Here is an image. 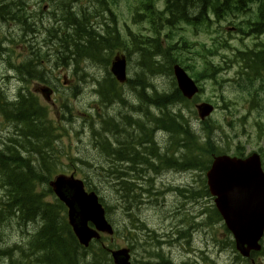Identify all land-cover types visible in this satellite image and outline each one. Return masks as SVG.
<instances>
[{
  "label": "trees",
  "instance_id": "1",
  "mask_svg": "<svg viewBox=\"0 0 264 264\" xmlns=\"http://www.w3.org/2000/svg\"><path fill=\"white\" fill-rule=\"evenodd\" d=\"M156 1L137 0V5L133 8L137 13L143 12L141 16L147 18L157 37L159 32L156 27L158 25L163 26L162 22H166V16L156 10ZM171 1L173 2L172 7H170L173 11L171 15L180 14L179 17H172L173 19L175 18L176 21L182 20V25L190 27L194 33L204 31L208 35L213 34V29L211 25H208L207 10H211L215 18L221 20L226 17L224 15L225 11L220 12L218 10L229 8L227 4L222 5L223 0ZM89 2L90 4L87 7L81 6L77 10L76 8L71 9L69 5H67L68 9L64 5H57L56 19L64 22L65 27L69 26L67 32L63 34V38H59V33L54 30L40 29L42 26L37 25L39 18L27 15L22 0H0V29L5 24L14 25V28L18 30L16 43L23 44L24 47L22 48L26 50L25 57H27L18 64L11 62V59H7L8 67L16 75L19 74L18 76L25 83L35 80L47 84L48 79L43 66V59L47 56L57 59L59 62L56 64L71 66L76 71L80 62L85 59L107 67L113 51L125 53L127 57L131 51L137 53L140 59L137 65L141 67L140 78L128 80L127 86L131 92L137 95L140 102L137 110L145 118L146 125L142 122L136 123L139 131L137 135L135 134L136 142L139 140L138 144H143L145 147L141 151L133 152L131 157V154L125 155L128 150L123 145H120L121 148L115 151V149H111L110 144L104 138L100 137L99 132L94 131L93 135L96 136V139L97 137L99 139L95 146L100 151L102 149L103 155L111 162L114 160L129 161L133 165L147 163L155 174L170 168L180 169L182 173L198 174L199 186L197 189L182 188V197L194 202L209 197L203 176L208 170L213 156L227 151L213 137L216 126L214 122L203 123V128L200 130L192 128L190 119L185 115V110L189 111L198 99L189 102L180 95L173 81L170 67L174 62L177 63V59H182L180 61L182 67L189 71L197 82L208 83L207 80H211L213 86H216L220 81L216 74L221 69L219 68L220 65L215 64L213 60L218 56L223 60L229 59L227 64L232 63L234 59H244L246 61L244 65L257 78L260 72L259 54L237 51L231 56H226L223 52H226L228 47L219 43L220 41L216 40L217 42H213L206 48L205 43H190L182 38V52L185 51L189 55L185 56L182 53L181 57L179 52H172L174 46L169 43L167 49L161 52L163 63H160L154 57L157 54L155 52V45L158 43L157 38H146L140 44L128 39H121L120 32L114 25L112 14L113 7L111 4H114L115 0H89ZM101 6L107 11L106 14L102 13ZM198 6L201 7V11L193 16L194 13L191 12ZM52 15L55 14L52 13ZM104 15L110 16L112 29H109L110 25L102 21ZM135 17L138 16L135 15ZM98 23L103 24L104 32L101 35L97 33L96 26ZM99 28H101L100 25ZM38 29L45 33L44 45L49 44L50 46L46 52H43V46L30 45L38 41L35 39L39 33ZM214 33L217 34L218 31ZM10 38L12 37L10 36ZM135 38L133 37V39ZM7 42L10 44V39ZM2 45L0 42V53L3 51L11 57L13 53L12 45L6 49L3 48V50ZM53 49L54 57L51 55ZM199 59H201V65ZM222 62L220 61V63ZM147 74L172 78L170 87L167 91L160 93L150 81L151 84L146 83ZM241 74H243V70H241ZM253 81L250 74H245L244 78L235 83V88L239 93L237 103L247 106V114L258 113L257 110L261 102L259 96L262 88H257ZM148 87L149 93L145 89H148ZM218 87L222 88L219 84ZM95 92L102 105L108 106L116 102H125L122 94L123 88L118 86L108 72H106V77L101 82H97ZM17 94L16 102H11L0 95V115L8 123L20 124V140L24 142L23 144L20 141L19 147V136L18 139L11 137L7 141H0V184L3 186L5 197L3 202L0 203V220H11L12 217L17 215L18 217H16L22 226L37 221L39 223L41 221L43 225L36 232L28 235L25 242L20 245L13 244L10 248L0 251V257L6 258L7 264H112L108 249L102 242L99 241L91 245L87 250L78 245L67 224L65 207L54 198L48 186L50 177L55 172L58 163V160L56 163L55 155H53V145L61 137L60 134L64 131L63 125L61 127L56 125L55 127L51 121H47L46 109L43 108L38 98L27 89H20ZM224 103L226 106L228 105L226 102ZM180 107H182V110ZM63 109L67 111L66 105H63ZM153 110L157 111V114ZM230 113L231 119L228 126L234 128L241 124L244 127L246 118L242 115L240 118L238 117L237 107H233ZM103 120L102 123L111 128V135L115 139L118 138L117 132L120 128L130 126V123L127 122L129 120L126 119L124 121L127 126L116 123L114 117ZM92 127L91 125V130ZM152 127L161 129L169 135L171 140L169 149L163 154H158L160 152L155 147ZM107 132L110 134L109 131ZM126 137L125 140L132 138L130 133H126ZM174 152H180L181 155L175 158L172 155ZM234 155L242 156L239 147L235 148ZM112 159L114 160L112 161ZM149 160H151L150 163ZM134 170L135 168H133ZM114 174H117V176H114ZM109 176H114L116 181L117 177L121 180L126 175L109 173ZM115 187L126 212L141 203V197L139 196L141 192L153 193L152 189H136L134 182L122 183V185H116ZM49 197H53L52 202L47 200ZM203 213L207 214L204 226H214L219 222L221 223V219L213 206L206 208ZM136 223L138 221L133 220L132 225ZM199 226L201 225H194L196 228ZM140 229H145L144 224ZM181 236L188 242L191 238L190 231H182ZM134 238V235H132L129 239L131 250L135 249L136 241ZM260 255L264 256V251ZM154 257L157 259L153 260ZM137 264L173 263L169 259L166 261L159 258L158 254L148 252L147 258Z\"/></svg>",
  "mask_w": 264,
  "mask_h": 264
},
{
  "label": "rangeland",
  "instance_id": "2",
  "mask_svg": "<svg viewBox=\"0 0 264 264\" xmlns=\"http://www.w3.org/2000/svg\"><path fill=\"white\" fill-rule=\"evenodd\" d=\"M23 3H25V7L28 9L29 13L35 14V16L39 15V23L37 25H45L47 27H51L53 29L58 28V25H60L61 20H57L52 15H41L37 13L38 6H35L34 3H40L39 0H22ZM31 2V3H30ZM78 3V1H77ZM118 7H117V13L119 14V19L122 17V20L126 23V25L132 30L133 32L136 31V29L141 30L143 33H141L139 30V35H142L146 33L148 35V28L145 23H141L139 25L134 24L130 20V13L128 10V3L125 2V0H121V2L117 1ZM40 7V6H39ZM46 7V9L44 8ZM43 12L45 14H48V6L44 5ZM102 13L106 14L107 11L104 9L103 6ZM56 15V14H55ZM108 16H104V19L102 21H108ZM48 20L52 21V25H47L46 22ZM100 22V21H99ZM121 22V19H120ZM62 25H64L62 23ZM123 25V24H120ZM111 26V25H110ZM165 27L167 25H164ZM113 27V26H111ZM158 29V27H157ZM163 30V31H162ZM39 33L37 35V38L40 39L37 42L31 43V46H39L43 45L44 40L46 36H42L45 33L39 30ZM108 31V30H106ZM163 32L162 38H164L165 32L168 33L167 28H160L159 33ZM226 33V30L224 29V32ZM231 33V39H237L238 43L234 44L236 46L239 45V36L236 32L230 31ZM7 34H10V36L14 37L17 34L16 29H14L12 26H4L2 30H0V38L5 37ZM138 35V36H139ZM159 35V37H160ZM143 36V35H142ZM181 36H184L187 40L193 42V43H205L207 45H210L211 38L203 33H198L195 35L194 33L190 31H175V38L174 41H177V39ZM228 34L226 35V37ZM140 39V38H139ZM167 40V39H166ZM245 43L250 44V42L245 41ZM162 45L164 43L162 42ZM12 49L14 50V53L20 52V44H12ZM230 51H228L226 54L228 55ZM136 53H133V55ZM18 58H21V55H17ZM50 59V58H49ZM220 59V58H216ZM137 55H134L131 58V61L127 64V77L128 79H132L135 74V79H139V69L140 67L137 66ZM5 66L0 64V77L2 75H5ZM85 75L86 77L83 78L81 81L79 78L74 77L70 72L65 70H50L52 77V80L55 82V78L59 77L60 75H66L67 81H70L71 86L66 87L64 84L56 83L58 87L57 94H55L54 97H52L53 102L59 98L63 97L68 102V107L71 109L70 115L72 116V120H74L73 124L70 126H65L64 129L67 131L66 134L61 138V140L57 143L56 149L60 151L59 159H58V170L64 172L66 175H70L73 171V168H76V171H74V177L81 180L84 185L85 183L90 186L89 189L95 188L93 190L99 198H101L104 206H106L109 209V215L107 219L110 221V224L114 227L115 231L118 233L116 236H113L112 238H109L107 236H103L105 238V244L106 246L113 244L115 248H126L128 246V242L126 240V236L129 235V230L136 231L135 238L137 239V244L140 245L135 248V250L131 253L132 256V262L134 264L135 260L139 261L140 259H143L145 257L144 248L149 249V251L153 253H157L159 258H162L167 261V259L170 260V258L173 260L175 264H250L249 262L242 261L243 259L238 256L239 254L235 251V249L231 246L230 243H228V235L222 229V226L220 224H215L214 226H204L205 222L204 220L207 217V214L201 215V213L204 211L205 208H211L213 205L212 198H203L200 200H197L196 202L192 200H186L182 197L181 199H178L176 195L173 193L166 194L164 196V200L162 198L157 197L152 199H147L148 194H145V192H141L139 194L140 197H142V203L139 206H136L133 208L132 212H125V209L123 208L122 201L119 199V194L116 192V185L120 182H114L113 178L111 176H108L106 168H108V165H110L111 162L105 161L102 157H100L97 152L95 151L94 147L95 144L90 142V132L87 127V124L84 122L85 120H88L89 115H92L94 112L92 108L96 107L97 97L94 93L96 90L94 80L95 79H102L105 76V70L104 68L100 66H94L90 63H85L84 65ZM232 73H229V75ZM80 76V74H79ZM226 77L228 74L225 75ZM147 82L149 83V78L147 77ZM150 81L153 82V84L158 88H156L157 91L162 92L164 90H168L169 88V80L166 77H151ZM204 93L201 94L200 100H206V99H212V98H218L220 95L214 92L213 88L209 84H204ZM18 85L13 84V87H11V92H8V95L15 94L17 91ZM146 89V88H145ZM1 91V89H0ZM77 91L78 95L76 98H73L71 95L73 92ZM147 91V89H146ZM128 93V92H127ZM148 93V92H147ZM1 95V94H0ZM223 95L227 99H234L235 94L233 93L230 86L226 87L224 89ZM10 96V95H9ZM3 98V96H2ZM40 98V96H39ZM135 97L130 93V95H127V99L129 101L134 102ZM6 99V97H5ZM131 103V102H130ZM44 106H47L43 103ZM48 109L51 107L50 105L47 106ZM56 108V107H55ZM123 108V107H122ZM240 109H242V105L239 106ZM116 110H120L122 112H125V109L115 108ZM49 120L55 121V117L59 118H65L69 117V114L66 113V110H60L58 109H49ZM99 114L101 111L98 112ZM112 114V113H110ZM114 115V114H112ZM224 117H221L220 120L222 121ZM249 123H252L250 120ZM1 126V125H0ZM103 128L101 124H96L92 127V130L95 132H102L100 127ZM1 130V128H0ZM91 132L93 133V131ZM8 129L5 131L7 133ZM227 131V130H226ZM248 135H241L238 140V144L242 146V149L245 153V155H249L252 152H256L257 149H264V143H258L256 140V132L253 131L250 127L248 128ZM227 134V132H225ZM228 134L230 136H233V133L228 130ZM222 137V135H220ZM11 139L10 134L6 135L4 137V141H7ZM23 144L24 142L20 140ZM159 141L161 144H164L166 142V139L163 138V136H159ZM21 143V144H22ZM237 143V141L233 142V147ZM8 144V142H7ZM163 146V145H162ZM88 164V166L85 163ZM56 175L53 173L51 176L53 177ZM51 177V178H52ZM123 178L122 180H124ZM128 180L130 181V176H128ZM199 178L197 175L193 174H182V175H176L174 173L169 174H163L162 176H159L158 179L155 181V189L156 187L159 189H165L166 187L173 185V186H181L182 188H194L197 189L199 186L198 183ZM86 191H89L88 188L85 186ZM147 189L151 190V187H148ZM2 190V184L0 185V193ZM153 192V190H151ZM149 193V192H148ZM51 200V199H49ZM156 202V203H154ZM131 215L135 219L138 220V223L140 224V228L143 224H145V228L148 229L150 232L154 233L157 236V239L163 243H166L169 241L171 245H163L161 248L152 247L153 245L148 242V245H145L144 242L148 241L150 232H147L145 230L138 229V224H133V220L129 218ZM191 219V220H190ZM190 220V223H189ZM189 223V224H188ZM199 224L201 226L194 227V225ZM32 225V226H31ZM29 225L25 228V230L28 231L30 229H35L36 227H39V222H35L33 224ZM192 227V228H190ZM25 230H19L25 232ZM190 231L191 238L190 240L183 239L180 240L177 236L178 231ZM14 236H19L21 239V235L19 232L13 233ZM11 231L8 233V236L6 239H4V243L2 240V245L7 246L9 244L15 243L18 238H11L12 236ZM152 237V236H150ZM229 239L232 241L231 235L229 236ZM111 241V242H110ZM171 246V247H170ZM224 246V247H222ZM157 258H153V260H156ZM242 259V260H241ZM255 264H264V258L262 257H255ZM171 261V260H170ZM4 264V262L0 263Z\"/></svg>",
  "mask_w": 264,
  "mask_h": 264
},
{
  "label": "water",
  "instance_id": "3",
  "mask_svg": "<svg viewBox=\"0 0 264 264\" xmlns=\"http://www.w3.org/2000/svg\"><path fill=\"white\" fill-rule=\"evenodd\" d=\"M125 69L124 58L116 57L111 73L120 83L126 80ZM174 77L185 98L191 99L197 93L195 84L183 70L175 67ZM41 93L46 100L49 99L47 90ZM212 110L208 104L197 106L201 119L208 117ZM206 184L214 197L215 208L234 238L236 250L243 257H249L252 251H259V242L264 235V173L260 157L257 154L244 160L217 157L206 173ZM50 185L68 209V223L80 245L88 247L93 239L100 238L99 233L113 234L98 197L93 192H85L81 181L59 176ZM88 223L94 229L89 228ZM111 257L113 264H131L128 249L112 251Z\"/></svg>",
  "mask_w": 264,
  "mask_h": 264
},
{
  "label": "flooded vegetation",
  "instance_id": "4",
  "mask_svg": "<svg viewBox=\"0 0 264 264\" xmlns=\"http://www.w3.org/2000/svg\"><path fill=\"white\" fill-rule=\"evenodd\" d=\"M166 4L169 5L166 0ZM227 4L229 8H221L218 11H225V18L217 20L214 16L213 22L216 26H222L232 31H245V40L257 43L261 49L259 60V88L261 107L264 109V0H223L222 5ZM251 47V46H250ZM55 90V88L53 87ZM0 141L4 137L0 133ZM20 147V138H19Z\"/></svg>",
  "mask_w": 264,
  "mask_h": 264
},
{
  "label": "bare ground",
  "instance_id": "5",
  "mask_svg": "<svg viewBox=\"0 0 264 264\" xmlns=\"http://www.w3.org/2000/svg\"><path fill=\"white\" fill-rule=\"evenodd\" d=\"M175 3V2H174ZM193 14V13H192ZM62 23L64 24V25H62ZM46 24L47 25H52V21L51 20H48L47 22H46ZM67 24V23H66ZM43 26H45V25H43ZM48 29H51V30H54V31H56L57 33H59V38H63V34L64 33H66L67 32V30H68V28H69V26L67 25V27H65V23L64 22H62V21H60V25H58V28H56V29H53V28H51V27H47ZM109 29H112V27L111 26H109L108 27ZM109 31V30H108ZM104 32V29H97V33H99L100 35L102 34ZM42 36H45V34L44 35H42ZM43 45H44V43H43ZM39 46H42V45H39ZM62 55V54H61ZM19 75V74H18ZM137 80V79H136ZM149 84V83H148ZM147 89V88H146ZM147 92L149 93V87H148V89H147ZM162 92H164V91H162ZM161 93V92H160ZM7 99V98H6ZM7 100H9V99H7ZM100 127V126H99ZM100 129H101V131L103 132L104 130V128H101L100 127ZM109 139H111L110 138V136H108V137H106L104 140L105 141H109ZM3 142V141H2ZM119 151H122V150H119ZM123 153H125L124 151H122ZM125 155H129V154H127V153H125ZM128 157V156H127ZM130 172H132V173H135L133 170H130ZM128 176H130V175H128ZM128 176H126L125 177V179L124 180H117V182H120V185H122V183H130V181L128 180ZM1 185V184H0ZM115 185H119L118 183L117 184H115ZM1 192H3L4 193V190H3V186H2V190H1ZM145 192V194H148V191L146 192V191H144ZM29 226V224H26L25 225V228L26 227H28Z\"/></svg>",
  "mask_w": 264,
  "mask_h": 264
}]
</instances>
